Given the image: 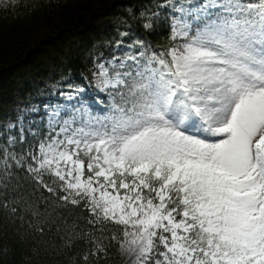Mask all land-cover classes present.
Wrapping results in <instances>:
<instances>
[{"label": "snow or ice", "instance_id": "snow-or-ice-1", "mask_svg": "<svg viewBox=\"0 0 264 264\" xmlns=\"http://www.w3.org/2000/svg\"><path fill=\"white\" fill-rule=\"evenodd\" d=\"M162 7L167 47L121 32L108 55L92 56L89 76L18 110L0 180L7 190L15 177L16 191L22 173L50 193V230L60 231L53 213L72 205L111 232L108 244L82 234L95 244L85 262L114 241L126 264H264V0ZM140 18L151 34L160 12ZM29 207L41 217L39 201Z\"/></svg>", "mask_w": 264, "mask_h": 264}, {"label": "trees", "instance_id": "trees-1", "mask_svg": "<svg viewBox=\"0 0 264 264\" xmlns=\"http://www.w3.org/2000/svg\"><path fill=\"white\" fill-rule=\"evenodd\" d=\"M163 1L16 0L15 5L7 9L0 7V120L14 107L17 98L26 99L27 94L34 92L31 86H25L24 90L19 87L33 74L45 78L48 75L46 66L50 67L47 64L58 68L55 80L76 78L79 81L88 76L92 56L99 53L108 55L112 45L121 38L122 31L117 27L98 30L96 25L104 18L122 21L121 30L147 38L154 47H167L169 31L165 17L168 13L158 9ZM141 11L146 16L160 12L155 31L151 34L143 30ZM130 40L131 37L125 38L126 43ZM18 132L19 129L3 133L0 146L5 143L7 134L16 135ZM5 182L0 180V264H122L121 253L114 241L106 254L101 252L99 256H89L85 262L84 255L94 251L95 244L89 243V236L81 238L82 234L92 231V236L108 244L103 237L111 235V232L101 233L99 225H89L88 214L82 208L72 205L58 208L53 217L59 220L60 231L54 226L50 230L45 224L48 217L43 212L45 207L51 212L53 202L49 200L45 204L42 197L51 194L46 190L33 191L22 173L19 180L22 187L16 191L12 190L17 183L15 177L7 190L3 187ZM14 201L18 208L15 215L10 211ZM35 201L41 205L40 218L31 214L29 205ZM5 203L8 209L3 207ZM40 224H44L43 234L36 230ZM74 225L76 231L72 243L66 245Z\"/></svg>", "mask_w": 264, "mask_h": 264}, {"label": "rangeland", "instance_id": "rangeland-1", "mask_svg": "<svg viewBox=\"0 0 264 264\" xmlns=\"http://www.w3.org/2000/svg\"><path fill=\"white\" fill-rule=\"evenodd\" d=\"M172 2H179V0H172ZM166 3H168V0L163 1L158 5V9L160 8V12L164 10H167L166 11L167 13L170 12V9L168 7H162ZM121 23L122 21H119L118 19L115 18H104L96 25V27L98 28V30L101 31L105 29H109L110 27L113 28L117 27L118 30L125 32L120 28ZM114 45L115 44H113L112 46L114 47ZM47 65H49L50 67L46 66V70H48V75L45 76V78H41L38 77L37 74H33L31 77L30 76L27 77V80L22 82V84L20 85L19 89L24 90V87L28 85L35 90L31 94H27L26 99L21 97L17 98L14 107L6 114V117L0 120V139L3 138L4 135L3 133H8V132L10 133L16 129H19L18 125L15 128L7 129V124L17 123L16 115L18 113V110L22 106L29 105L31 103H40L41 105H43L45 102H48L49 100L57 99V96L52 95V93L55 91L53 86L62 80L67 81V79L55 80V75L58 73V68L53 66L52 64H47ZM42 115L43 112L41 111V113L39 114H33V118L39 120ZM121 257H122V264H126L127 257L123 256L122 254Z\"/></svg>", "mask_w": 264, "mask_h": 264}]
</instances>
